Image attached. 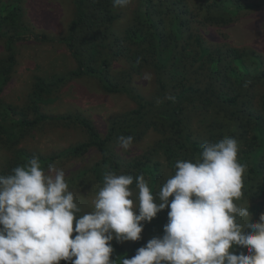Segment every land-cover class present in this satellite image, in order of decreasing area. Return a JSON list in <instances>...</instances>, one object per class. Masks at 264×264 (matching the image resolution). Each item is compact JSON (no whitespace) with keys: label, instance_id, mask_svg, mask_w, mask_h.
Returning a JSON list of instances; mask_svg holds the SVG:
<instances>
[{"label":"trees","instance_id":"16d2710c","mask_svg":"<svg viewBox=\"0 0 264 264\" xmlns=\"http://www.w3.org/2000/svg\"><path fill=\"white\" fill-rule=\"evenodd\" d=\"M19 3V0L5 4L0 1V39L6 53L0 58V91L14 69L17 42L33 37L64 44L76 64L75 69L65 75L39 76L45 81L44 89L45 86L48 90L56 89L68 78L86 76L96 79L106 91L129 96L135 105L113 118L106 132L101 134L86 117L42 112L40 103L47 99L36 87L31 91L28 107L0 101V146L5 143L15 145L29 129L44 120L69 119L84 128L86 140L57 154L38 157L41 166L60 156L80 155L89 147H95L99 159L82 173L89 170L93 179L102 185L106 170L131 174L134 178L143 174L156 194L167 180L162 167H168L174 175L177 160L196 162L204 143H215L225 136L234 137L239 144L238 161L246 168L242 177L243 195L239 201L250 196L256 199L249 209L253 213L249 220L259 222L264 214V90L255 98V88L264 84V60L260 54L252 49L213 47L205 43L191 29L195 14L187 0H138L130 16L120 7H114L112 0H72L73 17L65 34L58 36L32 31L23 19ZM261 5L264 0H212L198 11H202L207 21L226 23L242 9ZM115 27L122 29L121 35ZM110 50L114 51L108 53ZM119 55L126 56L132 66L152 60L156 70L162 72L159 84V89L165 91V97L159 99L162 102L145 98L134 86L119 82L109 74L111 60ZM164 74L168 81L164 80ZM192 106L212 109L217 116V123L211 125L212 131L196 133L189 129L182 113ZM148 128L155 129L161 136L155 145L162 160L151 153L127 161L115 155L113 149L119 136L130 135L136 139ZM32 157V153L23 147L15 148L6 158H10L7 175ZM168 211L165 208L151 221L158 237L164 234ZM142 223L140 240L131 245L115 239L111 242L114 264H122L124 258L130 259L145 244L146 222ZM233 251L239 254L246 249L234 246ZM60 264L66 262L62 260Z\"/></svg>","mask_w":264,"mask_h":264},{"label":"clouds","instance_id":"9594fccd","mask_svg":"<svg viewBox=\"0 0 264 264\" xmlns=\"http://www.w3.org/2000/svg\"><path fill=\"white\" fill-rule=\"evenodd\" d=\"M131 2L112 0L120 8ZM133 142L130 135L117 138L123 151ZM238 152L234 137L204 143L196 162L176 161L174 175L156 194L143 174L106 170L93 210L79 216L65 171L54 163L45 171L33 156L0 175V264H114L111 242L140 240L142 222L165 208L163 236L122 264H264V214L250 222L248 207L236 203L246 171ZM234 246L246 251L236 254Z\"/></svg>","mask_w":264,"mask_h":264},{"label":"rangeland","instance_id":"374dc122","mask_svg":"<svg viewBox=\"0 0 264 264\" xmlns=\"http://www.w3.org/2000/svg\"><path fill=\"white\" fill-rule=\"evenodd\" d=\"M4 4L10 0H0ZM13 1V0H11ZM24 21L32 31L45 33L48 36L65 34L67 26L74 14L72 0H19ZM212 0H187L192 12L195 14L191 20V29L202 40L213 47H234L239 49H252L260 54L264 60V5L253 9H242L229 22L215 23L207 21L202 16L203 4ZM247 1V0H245ZM138 0H132L131 4L121 8L122 12L132 15V9ZM119 26V25H115ZM117 33L122 34V29L115 27ZM108 40V39H107ZM113 49L115 45L111 44ZM108 46V47H110ZM128 48L132 45L126 43ZM189 48L193 51L191 44ZM16 63L8 76V80L0 91V101L3 104H11L17 107H28L29 96L33 88L39 87L45 95L46 101L40 103V110L49 115H80L88 118L96 129L104 134L110 121L123 112L134 107V101L120 92L104 90L99 82L91 77H71L61 83L56 89L48 90L45 81L39 78L53 74L65 75L75 69L76 64L69 54L68 49L62 43L56 41H39L33 37L21 40L16 44ZM114 51V50H113ZM110 50L108 53H112ZM4 43L0 39V58L5 56ZM152 58V57H149ZM194 68H192V71ZM161 73L153 66L151 59L141 62L138 66H132L126 56L119 55L111 60L109 74L119 82L134 86L145 98L159 100L165 97V91L159 89ZM168 81L166 74L163 75ZM159 82V83H158ZM264 90V84L255 88V93L260 94ZM161 94V95H160ZM182 116L189 129L196 133H208L213 130L212 123H217V116L210 108L192 106L185 108ZM160 134L155 129H146L138 138H134L133 146L128 151H123L117 143L114 153L121 159L132 160L145 153L160 158L161 152L156 150L155 142L160 139ZM86 140V132L78 123L67 120H44L29 129L15 145L5 143L0 146V175H7L6 158L12 155L17 147H23L32 156L45 157L57 154L69 146L76 145ZM4 141V138L3 140ZM99 152L95 147L76 156H60L42 167L47 171L48 164H55L65 171V178L69 190L75 195L76 202L81 208V213L93 210V201L103 186L96 182L88 169L99 159ZM166 178L173 173L168 167H162ZM167 173H170L169 175ZM118 174V172L116 173ZM119 175V174H118ZM130 188L134 194L138 191L135 184ZM250 196V195H249ZM172 198L170 197L169 200ZM256 199L247 197L241 200L240 206L251 209ZM253 216L250 213L249 219ZM246 222L241 219V223ZM144 241L146 243L158 237L152 222L145 223ZM75 227V222H74ZM76 233L74 232V235ZM125 245H131L133 241H123ZM139 247V248H140ZM136 253L132 254L131 258Z\"/></svg>","mask_w":264,"mask_h":264}]
</instances>
